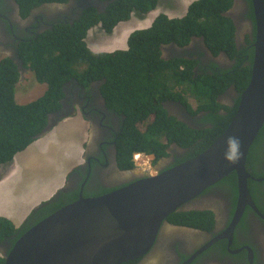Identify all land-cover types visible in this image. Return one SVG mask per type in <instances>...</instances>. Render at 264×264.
I'll return each instance as SVG.
<instances>
[{
    "label": "trees",
    "instance_id": "obj_1",
    "mask_svg": "<svg viewBox=\"0 0 264 264\" xmlns=\"http://www.w3.org/2000/svg\"><path fill=\"white\" fill-rule=\"evenodd\" d=\"M28 11L30 6L45 2L66 3L68 0H18ZM105 2L103 10L94 7L84 9L71 22H60L40 34L23 41L17 48L22 66L34 73L39 84L46 85L45 93L27 104L15 101V86L20 71L9 57L0 60V165L9 164L15 155L26 149L48 124L51 114L62 109L67 84L87 89L93 82L99 83L100 93L109 111L122 115L123 123L117 140L119 168H134V154L152 155L153 165L168 157V147L174 144L181 153L163 170L185 162L207 149L228 127L239 96L246 88L253 58L252 43L246 37V45L237 49L234 42L235 26L226 15L233 0H195L180 18H169L160 13L151 26L132 32L124 50L93 52L85 42L88 31L95 27L111 33L115 26L126 22L132 14L145 16L153 11L158 0H98ZM249 16L253 18L250 0ZM23 16L27 14L22 9ZM199 38L213 54L224 52L234 60L229 68L212 66L203 70L201 62L184 57H163L161 46H186L192 38ZM197 66V70L194 68ZM228 88L237 92L234 107H227L225 114L217 102L218 94ZM190 97L195 107L187 101ZM167 102L183 105L199 128L191 127L168 112ZM264 125L249 149L246 171L253 177L258 173L256 163L261 159ZM263 146V145H262ZM264 160V158H263ZM264 168V167H263ZM248 190L257 203L264 200L257 183L247 180ZM230 188L232 199L237 197V179L231 172L214 186ZM106 192L103 191L101 193ZM99 193V194H101ZM98 195V194H96ZM76 196L58 191L48 201L32 210L22 225L0 217V264H4L1 245L9 250L15 241L31 226L72 202ZM255 202V203H256ZM262 205V204H261ZM210 211L191 210L171 213L166 219L171 223L185 224L198 230L212 228ZM131 260L121 264H135Z\"/></svg>",
    "mask_w": 264,
    "mask_h": 264
},
{
    "label": "flooded vegetation",
    "instance_id": "obj_2",
    "mask_svg": "<svg viewBox=\"0 0 264 264\" xmlns=\"http://www.w3.org/2000/svg\"><path fill=\"white\" fill-rule=\"evenodd\" d=\"M91 6L103 10L105 2L98 0H68L64 4L45 2L30 6L27 11L24 4L18 0H0V50L7 51L6 57L20 61L17 57V48L21 42L36 37L54 24L71 22L84 9ZM22 9L27 13L25 17ZM249 12L250 4L247 0H233L231 8L226 13L235 26L234 42L237 49L245 46L247 39L253 40L254 22L248 15ZM191 43L198 44L190 49L188 46ZM161 50L163 57L168 58L172 55L200 61L203 70H210L211 66L213 69L214 65L220 69L229 68L234 62L224 52L213 54L203 41L196 37L186 46L164 45L161 46ZM196 70L197 66L194 68V71ZM19 71L21 72V68ZM67 87L61 111L75 113L76 109L79 110L87 123L85 126L89 139L83 145L80 163L70 172L64 188L60 191L76 196L73 200L75 201L79 193H82L83 197H96L145 177L133 175L128 173L130 170L119 168L117 140L124 117L107 109L99 83L93 82L87 89L74 86L71 90L70 84H67ZM217 99L222 106L219 112L224 115L227 107H234L237 92L234 88H228L218 94ZM177 103L167 102L165 108L182 122L195 127V118L190 117L185 107ZM262 145V157L256 163L258 173L264 169V139ZM168 152L170 153L168 157L157 162L158 167L154 172H161L173 162L175 155L179 157L181 153L174 144L168 147ZM144 156L153 158L152 155ZM121 171L124 177L116 179L115 173ZM252 178L256 179L257 183H264V176ZM248 185L247 181V187ZM218 188L215 186L208 188L195 199L173 211H210L213 214L211 229L198 230L185 224L177 225L165 218L153 246L135 264H264V201L257 203L249 192L258 212L245 205L242 216L234 223L232 220L237 198L232 199L233 195L227 186L220 185V189ZM258 189L259 192H264V184L259 185ZM105 190L106 192L101 193ZM260 199L264 200V196ZM1 247L5 251L8 249L7 244Z\"/></svg>",
    "mask_w": 264,
    "mask_h": 264
},
{
    "label": "water",
    "instance_id": "obj_3",
    "mask_svg": "<svg viewBox=\"0 0 264 264\" xmlns=\"http://www.w3.org/2000/svg\"><path fill=\"white\" fill-rule=\"evenodd\" d=\"M254 16L249 82L224 132L203 152L167 170L142 177L96 197H79L26 230L3 254L4 264H121L143 257L162 221L231 172L237 179V223L245 205L256 212L247 180L246 158L264 125V0H250ZM15 61V60H14ZM21 68V61H15ZM19 78V79H20ZM59 110L36 136L66 117ZM229 138L239 141V159H225Z\"/></svg>",
    "mask_w": 264,
    "mask_h": 264
},
{
    "label": "rangeland",
    "instance_id": "obj_4",
    "mask_svg": "<svg viewBox=\"0 0 264 264\" xmlns=\"http://www.w3.org/2000/svg\"><path fill=\"white\" fill-rule=\"evenodd\" d=\"M193 1L195 0H158L153 11L145 16L132 14L128 21L119 23L111 33L95 26L87 33V47L96 53L124 50L129 35L151 26L157 13L180 18L186 14ZM197 44L191 43L188 48L196 47ZM7 55V51L0 50V60ZM22 74L14 91L15 101L20 105L38 99L47 88L35 80L31 70L23 68ZM187 101L195 107L190 98ZM66 112H63L66 117L60 119L44 137L34 140L24 151L17 153L11 163L0 165V217L9 219L17 228L41 204L33 206V203H37L40 197L46 196L61 183L64 184L70 172L81 161L82 141L89 139L87 130L84 131L87 123L79 110L76 109L75 115L68 110ZM197 124L196 122L195 125ZM152 160L151 156H134V168L128 173L145 177L155 174L158 165H153ZM123 175V171L115 173L116 179L124 177ZM62 187L64 188L63 185L60 188ZM60 188L53 195L63 189ZM6 251L1 249L2 253Z\"/></svg>",
    "mask_w": 264,
    "mask_h": 264
},
{
    "label": "clouds",
    "instance_id": "obj_5",
    "mask_svg": "<svg viewBox=\"0 0 264 264\" xmlns=\"http://www.w3.org/2000/svg\"><path fill=\"white\" fill-rule=\"evenodd\" d=\"M194 2V1H193ZM30 70V69H29ZM242 94V93H241ZM240 97V96H239ZM165 107V104H164ZM228 148L225 152V159L229 162L235 163L239 159V149H240V144L239 141L236 140L235 138H229L227 141ZM135 155H143V154H134ZM133 156V157H134ZM214 186V185H213ZM60 191V190H59ZM54 196V195H53ZM52 196V197H53ZM237 198V197H236ZM48 201V200H47Z\"/></svg>",
    "mask_w": 264,
    "mask_h": 264
},
{
    "label": "crops",
    "instance_id": "obj_6",
    "mask_svg": "<svg viewBox=\"0 0 264 264\" xmlns=\"http://www.w3.org/2000/svg\"><path fill=\"white\" fill-rule=\"evenodd\" d=\"M72 115H75V113H73ZM72 115H70V116H72ZM84 131L86 132V126H85V129H84ZM45 136V135H44ZM43 136V137H44ZM42 138V137H41ZM39 139V138H38ZM86 141L83 139V141H82V149H81V151L83 150V145H84V143H85ZM64 183H65V181H64ZM64 186V184H60L59 186H57L54 190H52L51 192H49L46 196H43V197H40V199H38V201H36L37 203H33V206H36V204L38 205L39 203H42V202H44V201H46V200H48V198H50L53 194H54V192L58 189V188H60L61 186ZM63 188V187H62ZM62 188H60V189H62ZM17 219H18V217H17Z\"/></svg>",
    "mask_w": 264,
    "mask_h": 264
},
{
    "label": "bare ground",
    "instance_id": "obj_7",
    "mask_svg": "<svg viewBox=\"0 0 264 264\" xmlns=\"http://www.w3.org/2000/svg\"><path fill=\"white\" fill-rule=\"evenodd\" d=\"M135 156H138V155H135ZM140 156V155H139Z\"/></svg>",
    "mask_w": 264,
    "mask_h": 264
}]
</instances>
